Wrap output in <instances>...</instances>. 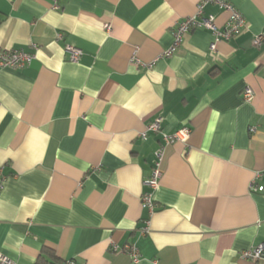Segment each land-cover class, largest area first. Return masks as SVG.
I'll list each match as a JSON object with an SVG mask.
<instances>
[{"label":"crops","instance_id":"0c3cea01","mask_svg":"<svg viewBox=\"0 0 264 264\" xmlns=\"http://www.w3.org/2000/svg\"><path fill=\"white\" fill-rule=\"evenodd\" d=\"M230 1L247 21L238 36L211 51L197 27L165 57L202 0H0V49L33 55L0 68V252L16 264H264L242 258L264 245V190L251 189L259 173L264 187V0ZM209 16L222 30L230 13L206 5ZM183 128L186 142L165 143Z\"/></svg>","mask_w":264,"mask_h":264},{"label":"built area","instance_id":"2783aa9c","mask_svg":"<svg viewBox=\"0 0 264 264\" xmlns=\"http://www.w3.org/2000/svg\"><path fill=\"white\" fill-rule=\"evenodd\" d=\"M60 0H55L54 9H60ZM206 5H216L220 9L230 13L229 19L224 27L220 30L215 22L214 16L202 17L203 9ZM247 26V21L244 16L233 6L230 0H202L198 6L197 13L194 16L188 17L181 21L174 33V43L172 47L166 51L163 55L165 57H170L173 55L176 49H178L183 43L185 36L190 33V31L197 27H203L210 30L213 34L214 41L212 42L210 48L211 51L216 50V45L220 41H229L232 38L238 36L243 29ZM107 30H110V25L106 26ZM264 41V36L259 35L254 39V45L259 47ZM66 52L69 54L70 61L76 63L79 62L82 57V51L73 46H67ZM33 60V55L28 54L24 51L16 50H5L0 49V68H14L22 69L29 65ZM134 65H142L143 63L138 58L137 54H134L131 60ZM255 92L251 87H246L243 93V98L247 102H251L254 99ZM162 118L156 119L155 122L147 127V130L141 134V137L146 139L148 131L160 132L161 131ZM252 132L256 131V128L251 129ZM191 130L188 128H183L174 134H163V139L167 145L175 142H186L190 137ZM163 149L156 153V163L153 172L149 179L146 180L145 184L151 190H156L159 187V180L162 176L161 164L163 160ZM262 176L261 173L256 175V178L251 183V189L256 191H263V186H258V179ZM4 176L2 174V167H0V191L3 189ZM142 203L144 207H147L150 211L155 208V202L151 193H146L142 197ZM123 252L127 253L134 263L140 261L141 255L138 247L136 245H126ZM242 258L246 260H251L254 262L264 261V245H258L246 251H243ZM0 264H16L8 256L0 252ZM61 264H77L73 260H68L62 262Z\"/></svg>","mask_w":264,"mask_h":264},{"label":"trees","instance_id":"16d2710c","mask_svg":"<svg viewBox=\"0 0 264 264\" xmlns=\"http://www.w3.org/2000/svg\"><path fill=\"white\" fill-rule=\"evenodd\" d=\"M45 260V259H44ZM38 264H47V263H44L43 259L39 261ZM51 264V263H50ZM61 264V263H60Z\"/></svg>","mask_w":264,"mask_h":264}]
</instances>
